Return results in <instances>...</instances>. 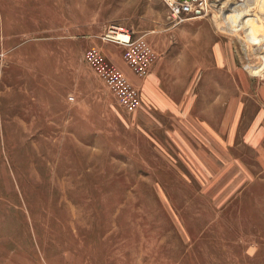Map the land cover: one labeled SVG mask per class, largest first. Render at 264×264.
<instances>
[{"label":"rangeland","instance_id":"374dc122","mask_svg":"<svg viewBox=\"0 0 264 264\" xmlns=\"http://www.w3.org/2000/svg\"><path fill=\"white\" fill-rule=\"evenodd\" d=\"M233 1L262 19L264 0ZM219 2L172 27L160 0H0V264H264V178L233 160L264 111V74L244 68L261 37L218 28ZM109 25L145 36L153 64L165 58L171 94L161 79L158 94L209 96L211 111L229 112L225 133L213 126L205 141L180 126L184 104L164 119V143L144 135L142 103L126 111L84 60L92 46L109 59L110 48L132 73L122 45L102 39ZM217 133L222 172L186 165L187 139L199 150Z\"/></svg>","mask_w":264,"mask_h":264},{"label":"crops","instance_id":"0c3cea01","mask_svg":"<svg viewBox=\"0 0 264 264\" xmlns=\"http://www.w3.org/2000/svg\"><path fill=\"white\" fill-rule=\"evenodd\" d=\"M121 47V46H120ZM115 48V47H114ZM110 54H112V57H109V60L114 62L116 66H118L123 72L127 75V77L130 80V76L134 77L135 84L132 82L135 86L139 88L141 98H142V107L138 110V116L143 122V134L144 135H152L154 136L151 138V140L155 141V138H157V142L159 144L164 143L162 141V133L165 132L164 126H166L164 119H170V113L173 109H182L183 105H186V112H185V119H183V115L179 116V125L184 126L185 129H190V130H202L206 133L204 140H209V134L210 132L207 133V131H211L213 126L217 127L218 132L221 131L222 133L227 124L229 123L228 120L231 118L230 115H228L229 112H226V110H222L220 112V108L222 109L221 106H219L216 102L215 105H217L218 112L211 111V108L209 105V96H207V99L204 98V96H201V100H192L188 98L186 95H182L179 99L170 101L169 97H163L162 90L164 92H167V94H171L168 92L170 83L167 80L168 77L171 75L170 74V68L168 63H165V58L162 57L155 64L152 65L149 75L144 77L143 79H138L136 78L126 67L122 64V61L120 60V56L118 55V52L112 53L110 51V48H107ZM123 60V59H122ZM124 62V61H123ZM178 65V64H177ZM178 67V66H177ZM181 64L179 65L178 68H182ZM170 78V77H169ZM158 79H161L162 81H167V86H165V89L162 88L161 95L158 94L157 90L155 89V83L157 82ZM108 89V88H107ZM182 89V88H181ZM109 90V89H108ZM172 90V89H171ZM173 91H176L178 94L179 91L177 89H173ZM110 92V90H109ZM111 93V92H110ZM1 94L0 93V102H1ZM7 95V94H6ZM111 95L114 97L116 100L114 94L111 93ZM2 97H8L7 96H2ZM221 99H220V98ZM218 101H222L221 96H219ZM117 101V100H116ZM225 102V101H222ZM173 103V105H172ZM176 112V110H175ZM179 112V111H178ZM184 113V110L182 111ZM217 113V114H216ZM241 113L239 112L238 118L236 119V124H235V131L233 132V140H240L241 139L238 135L236 138V131L237 127L239 124L241 125ZM178 117V115L175 116ZM249 124H247V127L245 128L243 132V141L245 144H240L238 147L235 145L234 152L236 151V154L238 156H233V160L235 163H239V167L242 166V168H249L246 169L248 177L247 178H264V111H259L257 116L254 117ZM223 128V130H221ZM178 130V129H177ZM201 133V134H203ZM222 133H217V139L215 140L214 144L212 146H202L199 150H196L193 148L190 142H188L187 139V144L189 145L190 148H187L186 151L188 150L187 157H186V165H190L193 167L199 166L202 168V171L204 172L205 170H209L210 167L215 169L216 174L219 175L222 170L220 169L221 164L224 167L225 161V154L223 157L220 155L221 152H225L226 149V142H225V136L221 138ZM192 134V133H191ZM190 134V135H191ZM158 135H160V139L158 138ZM193 137V135H192ZM150 140V139H149ZM141 142V141H140ZM187 147V146H186ZM245 147L248 148L249 154L248 156H243L241 153V150L245 149ZM143 148V147H142ZM249 159L252 161L251 164L247 163L244 159ZM165 160H161L160 166H167V167H175L178 166L177 162H164ZM246 163V164H245ZM204 168H203V166ZM236 166V165H235ZM237 167V166H236ZM207 172L205 171L204 174ZM209 173V171H208ZM241 178V177H240Z\"/></svg>","mask_w":264,"mask_h":264},{"label":"built area","instance_id":"2783aa9c","mask_svg":"<svg viewBox=\"0 0 264 264\" xmlns=\"http://www.w3.org/2000/svg\"><path fill=\"white\" fill-rule=\"evenodd\" d=\"M168 9L169 25L174 27L191 18L201 17L208 12L209 0H160ZM121 32L125 38L118 37ZM102 39L114 41L123 47L122 58L131 72L143 79L156 59V53L148 39L132 36V32L120 26L109 25L102 32ZM84 60L110 92L118 104L128 112H135L142 103L139 88L130 82L127 75L116 64L107 59L96 47L84 52Z\"/></svg>","mask_w":264,"mask_h":264},{"label":"bare ground","instance_id":"6f19581e","mask_svg":"<svg viewBox=\"0 0 264 264\" xmlns=\"http://www.w3.org/2000/svg\"><path fill=\"white\" fill-rule=\"evenodd\" d=\"M234 3L236 1L233 0H221L218 4H214L218 13L221 16L220 22H218V28L224 29L225 32H231L234 35H238L239 30L248 31L251 35L257 34L258 37H261V42L256 46V55L258 61L256 64H245L244 68L254 76H263L264 74V12H260L261 20L257 22H253V19H249L248 16L251 14L254 16L256 14L250 10L248 4L243 2L235 3V5L231 6L230 3ZM220 4V5H219ZM118 37L125 38L121 32H117ZM238 37V36H236ZM240 38V36H239ZM242 38V37H241ZM240 38V39H241ZM238 39V38H237ZM244 39V37H243ZM243 41V40H242ZM245 49L246 50H253V46H251L247 41L244 39ZM243 45V43H242ZM250 52V51H249ZM253 52V51H252ZM255 53V52H254ZM249 55V54H248ZM249 61V60H248ZM262 79V78H260Z\"/></svg>","mask_w":264,"mask_h":264}]
</instances>
